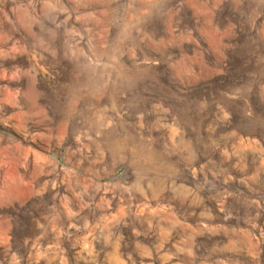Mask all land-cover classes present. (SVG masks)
<instances>
[{
	"label": "rangeland",
	"instance_id": "374dc122",
	"mask_svg": "<svg viewBox=\"0 0 264 264\" xmlns=\"http://www.w3.org/2000/svg\"><path fill=\"white\" fill-rule=\"evenodd\" d=\"M0 264H264V0H0Z\"/></svg>",
	"mask_w": 264,
	"mask_h": 264
}]
</instances>
